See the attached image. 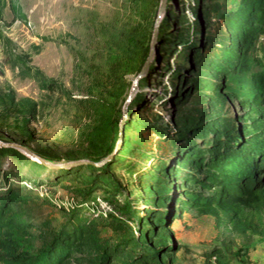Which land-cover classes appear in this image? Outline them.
<instances>
[{
	"label": "rangeland",
	"instance_id": "obj_1",
	"mask_svg": "<svg viewBox=\"0 0 264 264\" xmlns=\"http://www.w3.org/2000/svg\"><path fill=\"white\" fill-rule=\"evenodd\" d=\"M237 1L143 0L134 6L131 0H0V172L20 174L12 183L31 190L38 198L16 206L13 212L18 220H33L38 225L29 235L17 236L24 252L35 254L44 248L50 232L69 224L75 214L108 222L110 225L99 226L101 239L114 242L123 230L132 228V234L137 232L136 219L131 221L126 213L132 210L142 215L147 209H169L168 203L150 205L162 190L144 178L168 151L157 128L173 127L176 122L199 124L215 132H237L247 114L253 119L259 116L248 104L250 86L246 77L232 83L228 93L202 91L181 105L170 103L167 94L173 90L172 70L178 72L183 65V49L178 44L186 39L200 44L228 36L224 17ZM126 11H134L133 25L144 17L149 20L150 15L155 20L163 17L166 44L152 51L146 59L150 68L142 76L140 68L126 76L130 87L121 109L130 97H138L139 101L131 112L133 116L125 114L118 120L120 123L123 119L126 125L115 137L120 152L113 151L110 158L122 162L113 165L108 179L117 189L102 186L88 193V176L83 172L60 181L62 170L75 165L73 159L86 150L91 124L88 107H76L68 98L89 96L94 85L90 73L101 74L99 66L105 63V54L99 49L106 41L102 37L113 34L117 13ZM218 54L217 49L206 53L210 58ZM256 57L264 60V36L248 53L251 62ZM25 68L41 71L65 91H43L36 80L23 75ZM197 72L215 80L208 71ZM220 119L225 125H218ZM14 146L50 166H32L15 152L1 149L11 147L23 154ZM129 163L132 170L127 169ZM22 178L42 184L54 182L56 186L37 188L21 183ZM172 182V191L183 186L180 177ZM230 218L223 212L217 220L195 209L186 211L180 220L157 230L156 237L144 238L143 243L161 250L165 254L162 261L167 264H264V223L256 221L251 226L231 222ZM115 220L122 224L116 227ZM215 248L223 252L222 259L207 257ZM77 256L82 261L72 259V264H88V253Z\"/></svg>",
	"mask_w": 264,
	"mask_h": 264
},
{
	"label": "trees",
	"instance_id": "obj_2",
	"mask_svg": "<svg viewBox=\"0 0 264 264\" xmlns=\"http://www.w3.org/2000/svg\"><path fill=\"white\" fill-rule=\"evenodd\" d=\"M141 1L131 0L134 6ZM133 14L134 11L117 13L112 26L113 34L103 35L106 41L99 49L105 54V63L99 66L101 74L93 76L90 73L91 85H94L90 87L89 96L83 99L68 98L76 107H88L91 124L87 132L86 150L73 159V162L87 163L63 169L64 175L60 181L75 178L83 172L88 176V193L102 186L117 189L108 179L113 165L122 162L121 159L110 158L113 151L120 152L119 143L115 145V137L126 125L123 119L120 123L118 120L125 114L133 116L131 112L139 101L138 97H130L121 109L120 103L130 87L126 76L139 68L142 71V64L151 55L155 28L152 51L166 44L163 40V17L155 20L150 15L149 20L144 17L141 23L133 25ZM224 23L229 30L224 38L207 39L200 43L202 45L195 39H186L178 44L183 49V65L178 72L172 70L174 82L173 90L167 93L169 101L181 105L202 91L218 95L228 93L232 83L244 81L246 77L250 86L248 104L256 108L259 116L253 119L247 114L243 118L242 128L237 132H215L199 124L180 125L175 121L173 127L157 128L156 132L164 138L168 151H165L166 158L157 159L154 170L144 178L153 181L162 190L150 205L168 203L169 209H147L142 215L131 210L126 216L131 221L136 219L137 232L132 234V228L123 230L121 234L118 231V239L114 242L101 239L99 226L110 225L108 222L75 214L69 224L50 232V240L44 248L35 254L24 252L17 236L29 235L38 225L33 220H18L13 212L16 206L26 205L38 198L31 190L12 183L13 179L20 178V174L0 172V264H72V259L82 261L77 256L79 253H88V264H114L116 261H122L120 264H167L162 261L164 253L161 250L145 247L144 238L150 240L156 237L157 230L169 228L186 211L195 209L217 220L220 219V212H223L230 215L231 222L251 226L256 221L264 223V60L256 57L251 62L248 58V53L264 36V0H238L225 15ZM216 49L218 56L210 58L206 55L208 51ZM252 66L256 70H251ZM147 68L149 70L150 64ZM200 69L215 75V80L197 74ZM22 71L23 75L36 80L43 91H65L61 84L48 79L37 69L25 68ZM217 123L225 125L222 119ZM1 149L15 152V156L25 159L32 166L42 165L14 148ZM132 166L130 164L127 169L132 170ZM178 177L182 179L183 186L175 192L176 189L171 190L172 179ZM20 180L37 188L41 185L56 186L54 182L42 184L33 178ZM115 224L117 227L122 223L115 220ZM207 257L222 259L224 255L215 248Z\"/></svg>",
	"mask_w": 264,
	"mask_h": 264
},
{
	"label": "water",
	"instance_id": "obj_3",
	"mask_svg": "<svg viewBox=\"0 0 264 264\" xmlns=\"http://www.w3.org/2000/svg\"><path fill=\"white\" fill-rule=\"evenodd\" d=\"M162 6H161V2H160V6H159V11L161 12ZM155 38H156V28L155 30L153 31V34H152V40H151V53H152V49L154 47V44H155ZM149 59V58H148ZM148 63L149 62H145L143 68H142V71L140 72V75L142 76L145 71L147 70V67H148ZM5 146V145H4ZM11 146V145H10ZM15 147V146H14ZM15 148H18V147H15ZM19 150H21L23 152V154H25L28 158L30 159H33L34 161H37L38 163L44 165V166H50V164H47V163H41L38 159H36L35 157L29 155L28 153H26V151H24V149L22 148H18ZM81 163H87V161H77V162H74V164H81ZM90 163V162H89Z\"/></svg>",
	"mask_w": 264,
	"mask_h": 264
}]
</instances>
